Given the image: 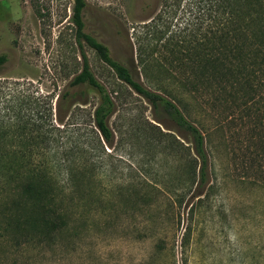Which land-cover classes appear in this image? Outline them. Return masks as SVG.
Wrapping results in <instances>:
<instances>
[{"label": "rangeland", "instance_id": "374dc122", "mask_svg": "<svg viewBox=\"0 0 264 264\" xmlns=\"http://www.w3.org/2000/svg\"><path fill=\"white\" fill-rule=\"evenodd\" d=\"M84 1L85 31L105 44L135 80L167 98L169 89L182 92L156 66L145 68L136 51L135 36L157 13L160 0ZM72 4L0 0V56L5 57L0 65V151L15 153L6 161L12 159L20 174L30 169L28 164L40 166L41 176H31L34 190H48L54 180L52 188H63L64 169L52 176L51 160L65 159L73 150L79 161L71 160L78 167L79 199L74 205L65 195L64 224L57 229L40 225L42 210L11 194L8 179L0 182V264H264V138L259 136L264 111L254 118L263 125L253 131L239 114L217 117L219 111L201 99L187 98L189 120L199 119L201 106L208 111L206 129H201L210 187L199 202L189 199L190 137L167 118L164 127L155 122L153 115H164L87 47L90 71L116 105L108 121L111 146L90 133L87 112L97 103L91 88L83 87L89 101L85 110L62 104L57 115L56 96L81 63L69 22ZM49 96L54 97L52 121L66 129L56 133V143L50 141L46 118ZM151 124L171 136L160 135Z\"/></svg>", "mask_w": 264, "mask_h": 264}, {"label": "trees", "instance_id": "16d2710c", "mask_svg": "<svg viewBox=\"0 0 264 264\" xmlns=\"http://www.w3.org/2000/svg\"><path fill=\"white\" fill-rule=\"evenodd\" d=\"M72 1L69 22L74 27L81 63L79 71L56 96L57 115L62 104L68 105L69 110L72 107L85 110L89 101L83 87L91 88L97 95V103L91 112H87L91 118L90 133L98 143L111 146L114 136L108 121L115 113L116 105L111 94L90 71L83 51L87 47L113 71L119 81L145 100L153 111L164 115H153L155 122L164 127L163 118H167L179 131L190 137L194 157L191 166L193 191L189 199L194 198L199 202L210 188L209 159L202 131L206 129L204 122L208 111L201 106L199 119L189 120L187 98L192 96L197 102L201 99L205 103L200 102L202 105L219 111L217 117L226 114L232 118L239 114V119H247L251 123L253 131H258L257 125H263L260 119L254 122V118H259L258 114L264 111V0H160L157 13L142 25L135 42L145 68L156 66L165 73V80H174L177 89L182 91H165L170 99L135 80L125 65L112 58L105 44L87 33L82 17L86 3L84 0ZM149 6L146 3V7ZM186 15L187 18H184ZM157 54H162V57L153 58ZM4 62L5 57L0 56V65ZM173 70L178 76L172 74ZM77 95L82 99L78 101ZM53 98H48L46 118L50 121V141L56 143V133L66 129L64 125L57 126L52 121ZM150 126L162 136H171L162 132L159 126ZM71 130L70 133L78 131ZM259 136L264 138V131ZM175 141L182 144L176 138ZM66 153L65 159L57 162L51 160L49 167L52 176L57 168L63 167V188H52L57 184L54 180L48 190H34L31 176H41L42 171H37L40 166L28 164L30 169L20 174L12 159L6 161V157H15V153L0 151V182L8 179L9 184H12L11 194H20L28 199V204L40 208L42 215L39 224L47 229H57L64 224L65 195L70 196V202L74 205L79 199L76 196L78 182L75 178L78 167L76 164L71 165V160H77V153L73 150ZM181 201L175 202L179 205Z\"/></svg>", "mask_w": 264, "mask_h": 264}]
</instances>
